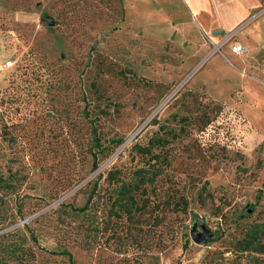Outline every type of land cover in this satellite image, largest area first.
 Instances as JSON below:
<instances>
[{"label": "rangeland", "instance_id": "rangeland-1", "mask_svg": "<svg viewBox=\"0 0 264 264\" xmlns=\"http://www.w3.org/2000/svg\"><path fill=\"white\" fill-rule=\"evenodd\" d=\"M213 3L0 0V232L26 235L35 256L24 264L248 263L236 241L264 220V2L222 33L212 28L228 16ZM231 30L248 51L229 42L209 55L205 36ZM208 98L225 105L207 113ZM155 133L163 161L148 206L135 223L109 217L107 172L127 176ZM179 196L186 212L162 219L163 200ZM192 222L210 237L193 241Z\"/></svg>", "mask_w": 264, "mask_h": 264}, {"label": "trees", "instance_id": "trees-1", "mask_svg": "<svg viewBox=\"0 0 264 264\" xmlns=\"http://www.w3.org/2000/svg\"><path fill=\"white\" fill-rule=\"evenodd\" d=\"M259 3H263L264 0H258ZM128 21V19H127ZM33 49H30L27 55H33L38 60L43 61L42 66L46 69H49V63L45 60V56L37 51L33 52ZM196 93V92H194ZM83 98L86 99V93H83ZM201 103V102H199ZM206 112L221 110L224 107V103L221 101L215 102L213 99L208 98L204 101ZM173 116H176L173 114ZM212 118L210 116H205V120L202 121V126L205 127ZM153 121L157 120L153 118ZM162 123L159 125V129L162 128ZM161 135L155 133L149 137L148 141L139 146L141 153L142 163L137 165L134 170L128 172L127 176L120 174V170L115 168L109 170L106 175V180L109 184L112 185V193L110 196V204L108 211L111 212L109 217L113 215L117 217H123L129 223L137 222L136 216L141 215L142 210L148 206L150 200H148L147 194V184L153 181L156 176L160 173V164L163 159L160 155V149L154 151L153 148H158L162 146ZM97 150L101 154H106V147L102 146L99 141V138L96 142ZM91 152L92 166L97 168V152ZM2 176L0 173V183H2ZM96 190V180L93 182L91 193L87 197L84 204L75 209L78 213H89L90 201ZM163 214L162 219H165L169 208L172 210L186 212L188 202L185 197L179 196L173 202L168 200H163ZM172 205V206H171ZM160 207L159 202L153 204L152 206ZM3 216L6 215V211L3 212ZM97 218V217H96ZM1 219V218H0ZM1 223V220H0ZM5 224H2L0 227L3 229ZM92 230H97L96 225H91ZM187 242L185 241V244ZM236 251L242 257H247V264H264V220H257L252 223L245 229L243 235L236 241ZM62 253L70 256V252L66 249L61 250ZM35 256L33 245L28 243L27 237L25 234L20 233L17 230L6 229L0 232V264H24L31 261ZM157 255H152L150 258L151 261L157 263Z\"/></svg>", "mask_w": 264, "mask_h": 264}, {"label": "crops", "instance_id": "crops-1", "mask_svg": "<svg viewBox=\"0 0 264 264\" xmlns=\"http://www.w3.org/2000/svg\"><path fill=\"white\" fill-rule=\"evenodd\" d=\"M192 1L194 2V0H192ZM218 1L222 2V0H216V4L213 3V6H214L213 9H215V11H217L218 13H221V11L223 10L224 16L227 14L228 20L226 23L228 25L215 26L214 28H212L213 30L214 29H220V30H222V32H223L224 28H225V30H230L231 28L236 26V24L238 22L244 21L249 16H251L253 14H257L259 12V11H257L258 6H259L258 0H250L252 2L249 1L246 3H241L242 6L239 9H237L238 2H236V0H234L233 6H232V0H226L227 2L226 3L223 2L221 5ZM252 9H253V11H251ZM217 12H215V13H217ZM231 14H233V16H231ZM247 51H248V49H247ZM233 55H235V54H233ZM236 57H242V56H236Z\"/></svg>", "mask_w": 264, "mask_h": 264}, {"label": "built area", "instance_id": "built-area-1", "mask_svg": "<svg viewBox=\"0 0 264 264\" xmlns=\"http://www.w3.org/2000/svg\"><path fill=\"white\" fill-rule=\"evenodd\" d=\"M235 33V30H231L229 32H227L226 34H224L223 36H221L217 42H212L210 40V38L208 39L207 36H205L206 41H208L210 47H211V51L209 53V55H211L212 53L215 52H219L221 54H223L222 52V47L225 44H228L230 42V51L236 55H242L244 53L247 52V48H245L241 43L237 42L236 40L233 39V35Z\"/></svg>", "mask_w": 264, "mask_h": 264}, {"label": "water", "instance_id": "water-1", "mask_svg": "<svg viewBox=\"0 0 264 264\" xmlns=\"http://www.w3.org/2000/svg\"><path fill=\"white\" fill-rule=\"evenodd\" d=\"M47 22L51 24V21L46 18ZM221 33L222 30L217 31ZM190 237L193 241L200 243L210 237L209 229L203 223L192 222L190 230Z\"/></svg>", "mask_w": 264, "mask_h": 264}]
</instances>
